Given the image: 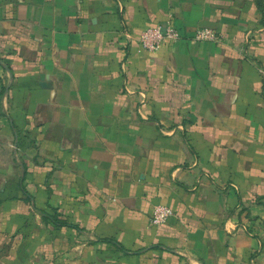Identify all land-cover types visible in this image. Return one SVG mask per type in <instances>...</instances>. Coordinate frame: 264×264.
I'll use <instances>...</instances> for the list:
<instances>
[{
    "label": "crops",
    "instance_id": "obj_1",
    "mask_svg": "<svg viewBox=\"0 0 264 264\" xmlns=\"http://www.w3.org/2000/svg\"><path fill=\"white\" fill-rule=\"evenodd\" d=\"M171 20L156 52L128 38ZM0 215L8 241L55 229L72 264L105 241L129 264H264L259 0H0Z\"/></svg>",
    "mask_w": 264,
    "mask_h": 264
},
{
    "label": "rangeland",
    "instance_id": "obj_2",
    "mask_svg": "<svg viewBox=\"0 0 264 264\" xmlns=\"http://www.w3.org/2000/svg\"><path fill=\"white\" fill-rule=\"evenodd\" d=\"M23 189L26 188L23 187ZM33 207V218L36 222L40 221L45 225H51L53 228H57L52 223L55 222V219L59 222L54 213L55 209L53 212L46 214L38 205L35 204ZM0 222L5 227V230H0V264H72L60 261L56 256L58 248L56 247L55 229L52 232H50L51 230L49 231L48 242L43 237L45 232L44 228H38L39 226L37 224L34 226L36 228L30 231V234L24 236L22 230H17L15 235H12V238L8 241L6 216L0 215ZM23 237L28 242H25ZM8 242H13L15 245L8 244ZM120 252L121 250L118 247L106 244L98 248L95 262H84L82 264H129L125 259H122Z\"/></svg>",
    "mask_w": 264,
    "mask_h": 264
},
{
    "label": "built area",
    "instance_id": "obj_3",
    "mask_svg": "<svg viewBox=\"0 0 264 264\" xmlns=\"http://www.w3.org/2000/svg\"><path fill=\"white\" fill-rule=\"evenodd\" d=\"M131 41L137 42L141 49L149 52H156L166 45L177 42L182 38L181 33L175 27L173 21L167 22L165 25L150 27L140 31L137 35L134 33L128 34ZM218 37L209 29L198 30L194 37L193 42H205L217 40ZM175 216L174 211L167 205H156L153 209V217L151 224L154 227L161 228Z\"/></svg>",
    "mask_w": 264,
    "mask_h": 264
},
{
    "label": "trees",
    "instance_id": "obj_4",
    "mask_svg": "<svg viewBox=\"0 0 264 264\" xmlns=\"http://www.w3.org/2000/svg\"><path fill=\"white\" fill-rule=\"evenodd\" d=\"M259 6L264 10V5L262 4V0H259ZM48 218H49V217H48ZM56 218H57V217H56ZM57 220H58V219H57ZM52 223L55 224V225L58 226V227H61V226H71V225H69L67 222H63V221H60V220H59V222H57L56 219H55V222H52ZM105 242L108 243V244H111V245H114V246L118 247V248L121 250V252H123V253L126 254L125 249L122 248V247H120V246H118L116 243H114V242H112V241H105ZM134 254H136V253H134ZM134 254H130V255H134Z\"/></svg>",
    "mask_w": 264,
    "mask_h": 264
}]
</instances>
